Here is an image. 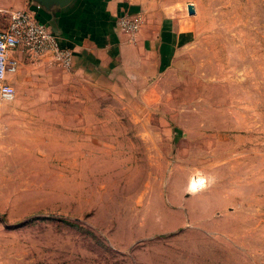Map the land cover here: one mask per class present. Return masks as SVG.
<instances>
[{
	"label": "rangeland",
	"instance_id": "1",
	"mask_svg": "<svg viewBox=\"0 0 264 264\" xmlns=\"http://www.w3.org/2000/svg\"><path fill=\"white\" fill-rule=\"evenodd\" d=\"M143 3L171 46L154 78L25 52L0 264H264V0Z\"/></svg>",
	"mask_w": 264,
	"mask_h": 264
},
{
	"label": "crops",
	"instance_id": "2",
	"mask_svg": "<svg viewBox=\"0 0 264 264\" xmlns=\"http://www.w3.org/2000/svg\"><path fill=\"white\" fill-rule=\"evenodd\" d=\"M143 1L14 0L12 2L14 7L7 8L2 6V0H0V27L8 23L6 10L33 9L37 11L40 20L47 23L55 33L61 46L73 52L72 69L106 75L122 67L123 64L131 62L136 66L133 70L139 72V76L154 78L161 64L162 53L171 46L162 39L161 34L168 26L156 21L149 12L146 14ZM125 12H141L147 15L135 41L122 30L117 22L119 15ZM3 13L6 18L2 22ZM25 52L15 50L11 54L19 61L16 72L9 75V81L15 88L23 74V56L28 55ZM53 61L55 59L52 54L45 53L41 54L40 61L34 64L48 66Z\"/></svg>",
	"mask_w": 264,
	"mask_h": 264
},
{
	"label": "built area",
	"instance_id": "3",
	"mask_svg": "<svg viewBox=\"0 0 264 264\" xmlns=\"http://www.w3.org/2000/svg\"><path fill=\"white\" fill-rule=\"evenodd\" d=\"M8 23L0 27V108L16 98V88L9 75L16 72L19 61L12 57L15 50L32 55L51 53L55 61L65 68L73 64V52L61 46L47 23L40 20L33 9H9ZM145 21L141 12H125L117 18L119 26L135 41Z\"/></svg>",
	"mask_w": 264,
	"mask_h": 264
},
{
	"label": "water",
	"instance_id": "4",
	"mask_svg": "<svg viewBox=\"0 0 264 264\" xmlns=\"http://www.w3.org/2000/svg\"><path fill=\"white\" fill-rule=\"evenodd\" d=\"M60 3H64L63 1H60ZM189 11H190V13H195V9L193 8V6L192 5H190V7H189Z\"/></svg>",
	"mask_w": 264,
	"mask_h": 264
}]
</instances>
